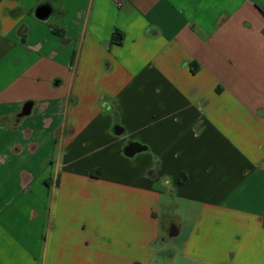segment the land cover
Segmentation results:
<instances>
[{"label":"crops","instance_id":"0c3cea01","mask_svg":"<svg viewBox=\"0 0 264 264\" xmlns=\"http://www.w3.org/2000/svg\"><path fill=\"white\" fill-rule=\"evenodd\" d=\"M165 237L264 264V0H0V264H161Z\"/></svg>","mask_w":264,"mask_h":264},{"label":"water","instance_id":"95a60500","mask_svg":"<svg viewBox=\"0 0 264 264\" xmlns=\"http://www.w3.org/2000/svg\"><path fill=\"white\" fill-rule=\"evenodd\" d=\"M51 13V6L47 3L40 4L33 10V15L39 20H46ZM139 145L136 142H130L124 147V154L132 155L139 150Z\"/></svg>","mask_w":264,"mask_h":264},{"label":"rangeland","instance_id":"374dc122","mask_svg":"<svg viewBox=\"0 0 264 264\" xmlns=\"http://www.w3.org/2000/svg\"><path fill=\"white\" fill-rule=\"evenodd\" d=\"M165 239L166 241L163 244L162 248L158 251L156 257L161 264H172V260L169 256V238L165 237Z\"/></svg>","mask_w":264,"mask_h":264},{"label":"clouds","instance_id":"9594fccd","mask_svg":"<svg viewBox=\"0 0 264 264\" xmlns=\"http://www.w3.org/2000/svg\"><path fill=\"white\" fill-rule=\"evenodd\" d=\"M100 109L103 111V112H110L112 110V105L109 101L107 100H102L100 105H99ZM176 156H178V154H174ZM164 185L165 186H168L169 183H170V180L168 178H166L164 181H163Z\"/></svg>","mask_w":264,"mask_h":264},{"label":"trees","instance_id":"16d2710c","mask_svg":"<svg viewBox=\"0 0 264 264\" xmlns=\"http://www.w3.org/2000/svg\"><path fill=\"white\" fill-rule=\"evenodd\" d=\"M53 30H54L55 33H57V34H61V33L58 32L57 30H55V29H53ZM122 37H123V35H122L121 32H119V31H114L113 34H112V36H111V41L119 44V43H121V41H122Z\"/></svg>","mask_w":264,"mask_h":264},{"label":"built area","instance_id":"2783aa9c","mask_svg":"<svg viewBox=\"0 0 264 264\" xmlns=\"http://www.w3.org/2000/svg\"><path fill=\"white\" fill-rule=\"evenodd\" d=\"M116 2H117V5L121 4V0H116Z\"/></svg>","mask_w":264,"mask_h":264}]
</instances>
